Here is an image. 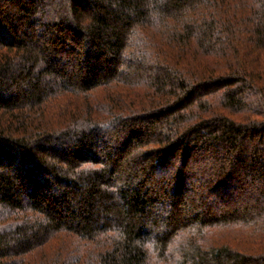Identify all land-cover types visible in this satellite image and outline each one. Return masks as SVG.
Here are the masks:
<instances>
[{
	"label": "trees",
	"instance_id": "1",
	"mask_svg": "<svg viewBox=\"0 0 264 264\" xmlns=\"http://www.w3.org/2000/svg\"><path fill=\"white\" fill-rule=\"evenodd\" d=\"M0 264H264V0H0Z\"/></svg>",
	"mask_w": 264,
	"mask_h": 264
},
{
	"label": "rangeland",
	"instance_id": "2",
	"mask_svg": "<svg viewBox=\"0 0 264 264\" xmlns=\"http://www.w3.org/2000/svg\"><path fill=\"white\" fill-rule=\"evenodd\" d=\"M41 83H43L44 84V80L43 81H40ZM123 90L125 89V90H128L129 89V87H128V85H126V84H123V86L121 85L120 86ZM137 89H135V91H136V93H144L145 92V90H146V88H145V86L144 85H138L137 87H136ZM103 89H100V91H102ZM100 91H98V94L96 93V95L97 96H99L100 98H104L105 96L103 95L104 94V92H100ZM100 92V93H99ZM95 101V100H94ZM97 105H99V106H97ZM97 105H94V106H87V108H92V109H94V111H96L97 110V108L99 107V108H103V105L105 106V104H102V105H100V104H97ZM104 112L105 111H103V112H100V116H103L104 115ZM115 118H117V117H115ZM111 121V120H110ZM102 122V123H101ZM97 123H100L101 125L102 124H104V116L103 117H99L98 118V120H97ZM111 131V128L109 129V137H107L106 136V140H108V142H109V144H112V142H118V141H120V133H119V131H116V132H110ZM120 138V139H119ZM193 160H199L197 157L196 158H194ZM196 166H197V163H196ZM200 173V172H199ZM201 174V173H200ZM203 179H205V180H207V176H204V178ZM202 188H204V186L202 187ZM204 190V189H203ZM218 230V229H217ZM224 230H218V232H219V234L221 233L222 234V232H223ZM189 236V234L188 233H186V232H183L177 239H175L174 240V243L171 245V247H170V250L171 251H174V250H176V248H177V246L179 245V244H181V242L183 241V239L185 238V237H188ZM68 241V240H67ZM68 243H70V240L68 241ZM55 244H57L58 245V243H56L55 242ZM44 253H45V251L43 252L42 250H39V251H35V252H32L31 253V256H35L36 257V260H39L40 258H42L41 256H43L44 255ZM64 256H67L68 257V255L67 254H65V252H64ZM177 255H175V257H176ZM31 257H28L27 258V261H28V259H30Z\"/></svg>",
	"mask_w": 264,
	"mask_h": 264
}]
</instances>
